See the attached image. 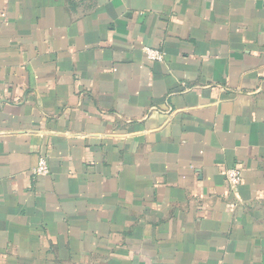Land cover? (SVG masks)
Listing matches in <instances>:
<instances>
[{"label":"crops","instance_id":"crops-1","mask_svg":"<svg viewBox=\"0 0 264 264\" xmlns=\"http://www.w3.org/2000/svg\"><path fill=\"white\" fill-rule=\"evenodd\" d=\"M0 264H264V0H0Z\"/></svg>","mask_w":264,"mask_h":264},{"label":"built area","instance_id":"built-area-1","mask_svg":"<svg viewBox=\"0 0 264 264\" xmlns=\"http://www.w3.org/2000/svg\"><path fill=\"white\" fill-rule=\"evenodd\" d=\"M147 58L151 61L161 62L164 60V54L160 50L145 48ZM37 176H46L49 174V168L45 159H41L35 172ZM226 182L231 191H236L242 184V171L239 168L229 169L225 173Z\"/></svg>","mask_w":264,"mask_h":264}]
</instances>
